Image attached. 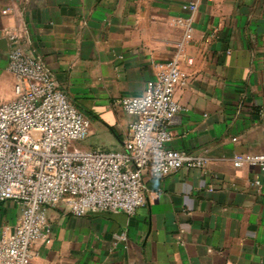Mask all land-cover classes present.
<instances>
[{
	"label": "crops",
	"instance_id": "0c3cea01",
	"mask_svg": "<svg viewBox=\"0 0 264 264\" xmlns=\"http://www.w3.org/2000/svg\"><path fill=\"white\" fill-rule=\"evenodd\" d=\"M189 2L192 38L178 47L184 30L172 19ZM4 29L88 117L83 150L121 151L133 116L115 100L141 94L176 57L187 82L175 88L183 110L166 147L207 157L202 169L145 171L133 215L47 208L51 242L34 245L35 264H264V173L231 162L264 153V0H0V40ZM7 61L0 48V102L14 99ZM19 214L0 202V228Z\"/></svg>",
	"mask_w": 264,
	"mask_h": 264
},
{
	"label": "built area",
	"instance_id": "2783aa9c",
	"mask_svg": "<svg viewBox=\"0 0 264 264\" xmlns=\"http://www.w3.org/2000/svg\"><path fill=\"white\" fill-rule=\"evenodd\" d=\"M182 8L189 15L172 19L184 30L178 47L192 38L197 3ZM2 32L14 99L0 102V202H15L20 214L15 224L0 228V264H35L34 245L51 242L47 208L62 205L73 216L133 215L145 203V171L161 178L181 167L204 168L206 156L166 147L169 124L183 110L175 88L187 82L176 57L157 64L141 94L115 100L133 116L123 149L83 150L77 144L89 133L88 117L60 89L51 70L23 49L19 32ZM231 162L264 173V153H238Z\"/></svg>",
	"mask_w": 264,
	"mask_h": 264
},
{
	"label": "water",
	"instance_id": "95a60500",
	"mask_svg": "<svg viewBox=\"0 0 264 264\" xmlns=\"http://www.w3.org/2000/svg\"><path fill=\"white\" fill-rule=\"evenodd\" d=\"M0 48H2L4 50H7V40H6V38H3V39L0 40Z\"/></svg>",
	"mask_w": 264,
	"mask_h": 264
},
{
	"label": "rangeland",
	"instance_id": "374dc122",
	"mask_svg": "<svg viewBox=\"0 0 264 264\" xmlns=\"http://www.w3.org/2000/svg\"><path fill=\"white\" fill-rule=\"evenodd\" d=\"M80 144H82V143H80ZM78 145V144H77Z\"/></svg>",
	"mask_w": 264,
	"mask_h": 264
}]
</instances>
